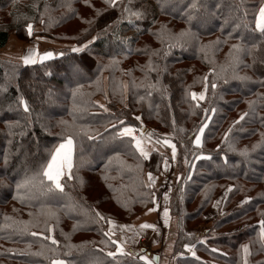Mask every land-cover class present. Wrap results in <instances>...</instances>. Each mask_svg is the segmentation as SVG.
Returning <instances> with one entry per match:
<instances>
[{"label": "trees", "instance_id": "trees-1", "mask_svg": "<svg viewBox=\"0 0 264 264\" xmlns=\"http://www.w3.org/2000/svg\"><path fill=\"white\" fill-rule=\"evenodd\" d=\"M128 2L118 0L121 8L113 9L104 0H0V50L12 33L23 41L33 35L65 45L51 50L64 56H55L43 65L38 62L25 67L0 57V88H7L0 90V264H51L56 258L69 264H87L93 254L102 264H116L106 255L115 246L101 243L106 239L103 232L107 224L95 220V212L113 221L131 222L151 209L153 192L145 186L144 174L158 173L168 159L166 153L171 160L167 145L150 147L149 158L144 159L131 137L113 138L124 126L143 133L147 126H153L156 131L145 133L147 141L168 139L176 145L179 178L169 204L178 236L172 247L176 264H243L241 246L246 243L251 250L249 264H264V250L258 243V221L264 219V64L259 63L264 58V37L253 31L255 14L264 0H202L204 7L191 22L179 10L187 0L166 10H161L160 0H131L133 10L141 6L149 10L146 18H133L132 23L118 19ZM243 12L247 15L242 16ZM28 23L38 28L31 36L27 34ZM237 23L240 28L234 27ZM106 27L107 32L101 34ZM185 30L193 34L188 42L168 48L173 42L169 34ZM156 32L162 37L153 35ZM92 36L99 38L83 52L70 51ZM237 43L248 47L255 43L257 48L252 56L242 53L241 62L232 69L227 67L229 53ZM128 48L130 53L125 51ZM153 52L158 55H151ZM150 56L158 71L148 70ZM81 58V76L71 77L66 69L73 59L79 62ZM222 66L228 82L216 80L218 86L213 91L210 69L220 71ZM233 72L248 79H236ZM205 76L209 85L206 98L197 106L190 93L204 90ZM157 81L156 88L148 87ZM74 89H78L75 100L71 94ZM19 95L28 102L30 114L17 110ZM250 101L255 102L254 115ZM74 104L79 111L74 110ZM205 109L209 111L205 113ZM244 112L250 115L233 126ZM206 115L210 117L208 127L197 148L192 141ZM137 116L141 119L136 120ZM17 120L21 126L13 125L10 135L9 124ZM230 127L229 140L222 143ZM85 130L100 136L89 140ZM67 134L76 136V178L62 181L63 193H42L37 186L21 189L24 199L15 198L16 183L32 175L48 149ZM254 145H258L255 150ZM245 149L247 158L240 155ZM5 154L9 156L7 164L3 162ZM201 154L211 159H195ZM223 193L227 194L223 210L212 219L213 226L203 234L206 241L200 243L202 235L190 231L208 222L207 210ZM245 197L251 199L242 203ZM25 227L27 231H21ZM31 232L43 235L32 236ZM53 232L57 245L44 238ZM186 244L192 245L197 257L189 255ZM119 264L143 262L123 257Z\"/></svg>", "mask_w": 264, "mask_h": 264}, {"label": "snow or ice", "instance_id": "snow-or-ice-1", "mask_svg": "<svg viewBox=\"0 0 264 264\" xmlns=\"http://www.w3.org/2000/svg\"><path fill=\"white\" fill-rule=\"evenodd\" d=\"M87 3V0H85ZM104 3L109 7V8H121V5L118 4V0H104ZM181 3V0H160V8L161 10H166L169 7L177 6ZM131 4V0H129L128 4H124L121 9V16L118 17V19H126L128 23L133 22V18L140 20L144 19L147 17L149 14V10L141 6V8H137L133 10L129 5ZM70 7V6H69ZM201 7H204L202 0H187V3L180 8L179 10L181 11V14L186 17L187 22H191L194 19V15L199 12V9ZM219 7V5H217ZM239 8V6H237ZM242 16H246L247 13L243 12L241 13ZM97 15H100L99 12H97ZM41 23L44 21L41 20ZM87 23H91V21H86ZM110 27V25L108 26ZM162 29L164 26H161ZM235 28H240L241 24L237 23L234 25ZM244 27H247V25H244ZM27 29V34L29 36L32 35V30H33V24L28 23L26 25ZM255 32H259L261 37H264V3H261L258 9V12L255 14V27L253 29ZM107 32V27L102 30L101 34H104ZM153 35H156L158 38L162 37L161 32H156L153 33ZM193 34L191 33L190 30H185L180 32L177 35H170L169 34V39L173 41L168 45V48H175V47H183L184 44L188 42V38H191ZM99 36H92L91 40H88L86 43H79L77 46H72L70 51L72 53H81L85 49L88 48V46L92 43H94ZM163 43V39L161 41ZM216 44H219L220 41L219 39L215 42ZM205 48L208 46H204ZM257 48V44L253 43L251 44L250 47L245 46L244 44L237 43L232 45V49L229 53L230 56V63L228 64L227 67L235 69L236 65L239 64L240 61V56L242 53L247 54L249 56H252L253 50ZM126 52H131L132 49L128 48L125 50ZM137 52H145L146 49H137ZM151 55H158L157 52H153ZM164 55L167 56L168 52L164 51ZM55 56H64L63 52L60 53H54L52 51H45L42 55L35 49H30L28 50L27 54L19 57V60L23 64V66L28 67V66H33L36 65L38 62L40 64H44L45 61L53 59ZM112 62L117 63L115 60V57H112ZM255 60V58H254ZM84 62V58H81L79 62H77L75 59H73L72 62H70L69 67L66 69L67 72L70 73L71 77H79L82 74L83 69L81 68V64ZM259 63L264 64V58H261ZM147 68L149 71H158V65H155L152 62L151 56L149 57V61L147 64ZM210 72L212 73L214 79L211 83V88L213 91L216 90L217 88V83L216 80H223L224 83H227V79L225 78V67L222 66L220 68V71H216V69H210ZM46 75H51V73H46ZM234 78L236 79H241V80H247V76H236L235 72H233ZM204 90L196 93V92H191V99L193 101L197 102V106H199L200 101H204L206 98V92L208 89V76L204 77ZM69 83H72V80L69 81ZM159 82L157 81L156 84H149L148 87L150 88H156L157 84ZM264 84V81L261 82ZM143 86V85H142ZM2 91H7V88H0ZM19 91V88L17 89ZM73 99L75 100L76 96L78 95V89H74L71 92ZM151 95V92L148 93ZM254 103L253 101L249 102V108L252 110V115H254ZM16 105H17V110L22 109L23 113L28 115L31 112L30 106L28 102L25 100L23 95H19L16 100ZM100 108H102L105 112L108 111L107 108L104 107L103 104L99 105ZM74 110L79 111V106L74 104ZM205 113H207L209 110L205 109ZM214 112L215 109H212ZM250 112H244L240 115L238 120L233 121V126L235 124H239L241 121L245 119V117L249 116ZM136 120H140L141 117L137 116L135 117ZM210 119L207 115L205 116V121L204 123L201 124V126L198 129L197 134L194 135V139L192 141L194 147H201V136L205 132V129L208 127L207 121ZM27 121L25 122L26 126ZM63 123V122H62ZM121 125L123 124V121H118ZM13 125L20 127V121H14L11 124H9V134L12 135V127ZM109 127H116V125L109 124ZM233 128L230 127L225 133H224V140L222 143L227 142L229 140V133L232 132ZM136 130L132 126H124L121 127L119 132L115 134L113 138H116V136L119 137H131V141L135 146L136 151L139 153L141 157L144 159L149 158V152L145 149L143 146V136L144 133L141 131V137L138 139L136 136ZM85 134L87 135V138L89 140H93L96 138V136H100V133H96V136L89 135L87 131L85 130ZM20 135H24L23 131L20 132ZM103 139V137H101ZM76 136L74 134H67L62 136L61 141L53 145L52 148L48 149V154L47 156L43 159V162L40 164L39 168L35 170L32 175L26 176L22 181L16 183V190H17V196L15 198L17 199H24V196L20 194V190L24 188H28L29 190L36 188L39 186V189L42 193H51L53 195L57 193H63L65 184L62 182L65 180H73L76 178L73 173V168H74V163H73V157L74 153L76 151ZM161 141L157 139L156 143H160ZM163 144L167 145L169 148H171V159L175 161L176 155H177V150H176V145L172 143L168 139L163 140ZM231 148V145L229 146ZM258 147V145L253 146V150ZM231 150H235L232 148ZM248 150H242L240 152V155L247 158L248 157ZM195 159L200 160V159H211L210 156H204L203 154L195 156ZM9 156L8 154H5L3 156V162L5 164L8 163ZM187 163V161H185ZM225 163H227V160L225 159ZM169 167L168 159L165 158L164 160V168L167 170ZM148 183L145 185L146 187H153L155 185V178L153 177L152 173L149 172L148 174ZM170 190V189H169ZM232 187L229 186L228 191H231ZM167 193H165V200H167ZM250 197H245V200L242 201V203H246L248 200H250ZM153 203H155V195L153 193ZM151 211V209H149ZM165 217V225L168 224V219H169V210L167 207L164 209L163 213ZM5 219H9L8 217H5ZM95 220L98 221H105V223L109 226L106 231L103 232V236L106 238L105 240H102L101 243L105 244V247H107L109 244L115 246L114 251H107L106 255L107 257L113 258L114 261H116V264H119L120 258L127 257L130 258L131 260H139L143 261V264H154V260L150 259L146 254H141V253H136L131 249L126 250L125 248V243L126 241L123 240V238L120 239H113V237L116 235L115 228L118 227L122 231L126 230L129 228L127 225H115L114 226V221H112L110 218H106L104 215H102L100 212H95ZM259 224V232H258V243L261 246V250H264V219H261L258 221ZM140 229H148L151 228L154 231H157L156 226L153 224H148V223H143L139 225ZM48 232L52 231V227L49 225L48 226ZM21 231H27V228L25 227L24 229H21ZM32 236H37V235H43L42 233H37V232H31ZM139 233H137V236ZM45 239H48L51 241L53 245H57L58 241L54 239L52 236H45ZM205 241L201 240L200 243H204ZM155 243V241H153ZM71 247V246H70ZM81 248L83 246H80ZM184 247L192 252V255L195 256V252L192 251V245H184ZM100 251H103L101 249ZM212 251H218L217 249L213 248ZM241 251L243 254V264H249L248 257L251 255V250L249 247V244H243L241 246ZM51 264H69L68 261L63 260V259H52ZM87 264H102V261L93 254L88 260Z\"/></svg>", "mask_w": 264, "mask_h": 264}, {"label": "rangeland", "instance_id": "rangeland-1", "mask_svg": "<svg viewBox=\"0 0 264 264\" xmlns=\"http://www.w3.org/2000/svg\"><path fill=\"white\" fill-rule=\"evenodd\" d=\"M35 30H38V28L33 27L32 31H35ZM31 37L32 38L29 41H23V40H20V38L15 33H12L10 36V40L8 41V44L6 45V47L0 50V57L21 62L19 60V57L27 54L28 50L30 49H35L42 55L45 51H51L53 49L57 50L65 46L64 44L59 43V42L56 43V42H51L49 40L39 38L36 36L33 37V35ZM103 99L105 102L106 99L105 98ZM148 131H156V128H154L153 126H147V129L144 132V136H146L145 133H147ZM136 135H139L138 138H140L141 130L136 131ZM148 141H150L151 143L149 144V147H151V149L163 147V142H160L158 144V143L153 142L151 138H148ZM202 143H203V135L201 136V145ZM160 150L165 152L163 149H160ZM168 155L169 154L166 153V156L168 157V163H169V167L167 168V170H165L164 163H163L158 173L151 172L153 177L155 178V185L153 187H149L150 190H152V192L155 195V203L151 206V210L154 207L156 208L158 206L160 210H158V213H156L158 217L155 220V224L153 222H149V221L148 222L150 224L153 223V225L156 226V229H157V231H155L156 233L153 232L152 236H150L147 233L146 235L143 234L142 230L139 228V225L141 224L137 223L138 220L140 219L141 214L150 212L148 210L149 208L145 210L144 212H142L137 217L133 218L131 222L114 221V226L115 225L129 226V228L124 231L116 227L115 228L116 235L114 236V239L123 238V240L126 241L124 245L126 250L133 248L139 251V253L141 254H146L150 259H153L154 255H158L160 257L159 264H176V261H178L176 260L178 258H175L173 260L174 257H172V253H173L172 247H173L174 242L177 240L178 236H177L175 220L172 218L170 214L169 204L171 201L170 193L172 192V187L177 184L179 175H178L177 167H175L173 164L174 161L172 162V159L170 160ZM27 156H29V154ZM148 173L149 171H146L144 174L145 185L148 183V175H147ZM165 193H167V197H168L167 200H165ZM226 195H227L226 193H223L222 196H220L219 198H216V200L213 202L211 207L206 212V219L208 222L206 224H203L200 228L190 231L191 233H199L200 235H202L200 236L201 239L203 241H206V238L203 237V234L205 233L206 230L211 229V227L213 226L212 219L216 218L220 214V212H222L223 202H224ZM165 207H167L169 210V219H168L167 225H165V222H164L165 217L163 215ZM115 212L119 213L117 210H115ZM106 226L108 229L109 226L108 225ZM144 230L146 232V229ZM137 233H139L138 236H137ZM54 234L55 233L53 232L52 233L53 238H55ZM156 235L158 236L159 240L156 238ZM156 239L158 243H153V241H155ZM148 242L150 243L152 247V251H150V253L149 252L147 253L144 251V247L145 248L149 247ZM189 255L193 256L191 251ZM197 256L198 254L195 252L194 257H197ZM59 259H62V258H59Z\"/></svg>", "mask_w": 264, "mask_h": 264}, {"label": "crops", "instance_id": "crops-1", "mask_svg": "<svg viewBox=\"0 0 264 264\" xmlns=\"http://www.w3.org/2000/svg\"><path fill=\"white\" fill-rule=\"evenodd\" d=\"M136 134V133H135ZM137 136V138L139 137V135H136ZM139 139V138H138ZM143 146L145 147V149L148 151L149 149H150V147H149V142L143 137ZM173 164H174V166L175 167H177V165H176V162L174 161L173 162ZM158 210H160V208H159V206L158 207H154L150 212H146V213H144V214H141L140 215V219L138 220V224H143V223H147L148 221L149 222H153L154 224H155V220L157 219V217H158V215L156 214V213H158ZM156 214V215H155ZM148 222V224H150ZM152 223V224H153ZM142 230V233L143 234H145L146 235V233L147 234H149L150 236H152L153 235V232L154 233H156L153 229H151V228H148V229H146V232H145V230L144 229H141ZM160 231V230H159ZM157 234H159V233H157ZM156 238L158 239V236L156 235ZM157 239L155 240V243H158V241H157ZM144 240H146V239H144ZM159 240V239H158ZM152 241V240H151ZM149 243V242H148ZM160 244V243H159ZM149 245V247L147 248L149 251H152V247H151V245H150V243L148 244ZM145 248V247H144ZM159 253V252H158Z\"/></svg>", "mask_w": 264, "mask_h": 264}, {"label": "water", "instance_id": "water-1", "mask_svg": "<svg viewBox=\"0 0 264 264\" xmlns=\"http://www.w3.org/2000/svg\"><path fill=\"white\" fill-rule=\"evenodd\" d=\"M153 260L155 261L156 264H159L160 262V257L158 255L153 256Z\"/></svg>", "mask_w": 264, "mask_h": 264}]
</instances>
